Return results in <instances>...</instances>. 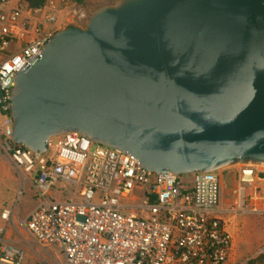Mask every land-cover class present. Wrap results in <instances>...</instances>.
I'll return each instance as SVG.
<instances>
[{
    "label": "water",
    "instance_id": "obj_1",
    "mask_svg": "<svg viewBox=\"0 0 264 264\" xmlns=\"http://www.w3.org/2000/svg\"><path fill=\"white\" fill-rule=\"evenodd\" d=\"M15 76L12 139L76 132L185 175L264 164V0H116Z\"/></svg>",
    "mask_w": 264,
    "mask_h": 264
},
{
    "label": "built area",
    "instance_id": "obj_2",
    "mask_svg": "<svg viewBox=\"0 0 264 264\" xmlns=\"http://www.w3.org/2000/svg\"><path fill=\"white\" fill-rule=\"evenodd\" d=\"M62 13L65 18L56 27ZM84 13L71 0H44L36 7L26 0H0V153L40 201L23 229L40 247L59 249L64 264H226L232 238L219 214L264 213V164H236L218 175L156 174L126 153L76 132L52 137L44 153L12 139L16 74L41 55L54 33L78 27ZM11 44L15 50L8 49ZM37 166L29 180L26 175ZM224 177L237 182L228 209ZM52 192L70 197L47 200ZM14 219V208L0 213V264L24 261V252L6 237Z\"/></svg>",
    "mask_w": 264,
    "mask_h": 264
},
{
    "label": "rangeland",
    "instance_id": "obj_3",
    "mask_svg": "<svg viewBox=\"0 0 264 264\" xmlns=\"http://www.w3.org/2000/svg\"><path fill=\"white\" fill-rule=\"evenodd\" d=\"M85 20L78 27L83 28L92 13L100 7L113 4L116 0H82ZM66 13V12H65ZM65 13L59 15L60 23L56 24L59 27ZM62 28L60 30H63ZM9 50H15L16 45L8 46ZM3 118L0 114V124ZM44 158H46L44 156ZM39 169L36 167L34 172L26 175L29 180L35 176V172ZM223 169L214 174L218 175ZM222 194L224 209H228L235 201V191L237 182L233 178H223ZM21 191V194H20ZM134 194L140 199L141 194L135 191ZM70 196L61 197L59 194L52 192L47 200L54 199L65 200ZM40 201L35 197L33 189L29 181L22 180L19 173L16 172L12 163L3 153H0V213L4 209H15L14 225L7 229L6 237L18 246L24 252L23 264H64L65 259L62 252L53 246L40 247L33 239H31L23 229L29 214L39 205ZM122 203H130L129 200H122ZM137 201L133 204H138ZM264 208V205H261ZM227 222V229L232 238V250L226 264H264V213H244L239 215L219 214Z\"/></svg>",
    "mask_w": 264,
    "mask_h": 264
},
{
    "label": "trees",
    "instance_id": "obj_4",
    "mask_svg": "<svg viewBox=\"0 0 264 264\" xmlns=\"http://www.w3.org/2000/svg\"><path fill=\"white\" fill-rule=\"evenodd\" d=\"M31 6H40L44 0H26ZM73 2H75L77 5L83 7V1L82 0H71Z\"/></svg>",
    "mask_w": 264,
    "mask_h": 264
}]
</instances>
